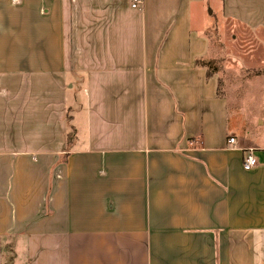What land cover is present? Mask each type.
<instances>
[{"label":"crops","instance_id":"1","mask_svg":"<svg viewBox=\"0 0 264 264\" xmlns=\"http://www.w3.org/2000/svg\"><path fill=\"white\" fill-rule=\"evenodd\" d=\"M139 1L0 0V264H264V115L193 25L264 0Z\"/></svg>","mask_w":264,"mask_h":264},{"label":"rangeland","instance_id":"2","mask_svg":"<svg viewBox=\"0 0 264 264\" xmlns=\"http://www.w3.org/2000/svg\"><path fill=\"white\" fill-rule=\"evenodd\" d=\"M207 4L193 8V25L206 32L207 61L219 69V95L228 97L231 124L249 122L256 114L264 115V31L227 16L221 1L212 8ZM247 90L252 101L245 106ZM255 251L258 257L264 255V248L255 247Z\"/></svg>","mask_w":264,"mask_h":264},{"label":"built area","instance_id":"3","mask_svg":"<svg viewBox=\"0 0 264 264\" xmlns=\"http://www.w3.org/2000/svg\"><path fill=\"white\" fill-rule=\"evenodd\" d=\"M139 3H140L139 0H135L133 7H137V5ZM229 143L234 145L235 139L234 138L229 139ZM256 165H257V158L254 154V151L253 150L245 151L244 162H243L244 169L249 171V170L253 169Z\"/></svg>","mask_w":264,"mask_h":264},{"label":"trees","instance_id":"4","mask_svg":"<svg viewBox=\"0 0 264 264\" xmlns=\"http://www.w3.org/2000/svg\"><path fill=\"white\" fill-rule=\"evenodd\" d=\"M212 64L213 62L210 61H197V66L206 69L209 77L219 72L216 67L212 68Z\"/></svg>","mask_w":264,"mask_h":264}]
</instances>
